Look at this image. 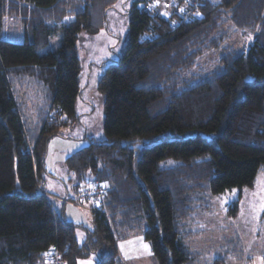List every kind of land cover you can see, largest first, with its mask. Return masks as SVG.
I'll return each mask as SVG.
<instances>
[{"label":"trees","instance_id":"1","mask_svg":"<svg viewBox=\"0 0 264 264\" xmlns=\"http://www.w3.org/2000/svg\"><path fill=\"white\" fill-rule=\"evenodd\" d=\"M117 1L0 0V264H50L53 246L66 264H123L104 216L84 246L65 216L92 183L115 228L146 222L157 264H192L182 224L194 198L251 189L264 167V0H201L187 19L189 2L132 0L127 42L97 86L105 139L85 133L64 161L72 187L46 194L50 141L82 124L79 39L107 27ZM232 28L253 42L235 48ZM209 53L211 69L193 71Z\"/></svg>","mask_w":264,"mask_h":264},{"label":"rangeland","instance_id":"2","mask_svg":"<svg viewBox=\"0 0 264 264\" xmlns=\"http://www.w3.org/2000/svg\"><path fill=\"white\" fill-rule=\"evenodd\" d=\"M131 5L132 0H118L108 11L107 27L96 35H83L79 39L82 48L81 87L83 100L86 101L78 105L82 124L65 130L64 137L52 139L46 159V168L54 175L50 180L51 188L53 193L61 194L59 196L66 194L64 185H71V176H67L64 161L69 155L89 145L85 133L90 139H105L104 98L97 86L107 64L118 60L127 42V13ZM230 36V44L235 48L238 46L240 49L253 42L252 35L245 36L242 31L233 28ZM216 57V54H206L193 71L197 73L211 69ZM68 191L70 197L74 195L71 189ZM194 200L198 203L192 206L190 217L182 224L186 233L191 235L188 244L193 252L194 264H264V167L260 169L255 186L251 189H234L221 196H212L207 191L204 195H197ZM236 206L237 215L230 217V211ZM80 209L66 205L65 215L77 226L76 240L80 246H84L89 231H93L94 227L92 215ZM112 223L110 228L115 235L119 255L125 262L123 264H157L151 244L143 236L146 222L133 229L125 227L123 230L115 228ZM77 264H99V257L90 254L78 259Z\"/></svg>","mask_w":264,"mask_h":264},{"label":"built area","instance_id":"3","mask_svg":"<svg viewBox=\"0 0 264 264\" xmlns=\"http://www.w3.org/2000/svg\"><path fill=\"white\" fill-rule=\"evenodd\" d=\"M201 0H192L191 6L192 10L187 11L185 18H190L192 11L195 12L198 10ZM89 196V197H88ZM106 197V187L100 184L92 183L85 186H81L78 189V198L77 201H73L77 204L78 207L86 209L91 213L98 212L104 218H108L107 210L104 206V199ZM63 200L62 202H70L71 200ZM89 201V202H88ZM48 261L50 264H66L62 259L59 249L55 246L49 250Z\"/></svg>","mask_w":264,"mask_h":264},{"label":"crops","instance_id":"4","mask_svg":"<svg viewBox=\"0 0 264 264\" xmlns=\"http://www.w3.org/2000/svg\"><path fill=\"white\" fill-rule=\"evenodd\" d=\"M47 170H48V172H49V169L47 168ZM49 174L51 175L52 173H50L49 172ZM53 175V174H52ZM54 176V175H53ZM59 178H57V180H58ZM50 180H51V176L50 177H48V179L46 180V182H45V186H44V190H45V192H46V194L47 195H53V196H56V197H64V195L63 196H59V195H61V194H56V193H53V190H52V186H51V183H50ZM61 191H63V189H61ZM64 191H65V193L67 192L66 190H65V188H64ZM59 192V191H58ZM73 192V191H72ZM66 195V194H65ZM78 208V207H77ZM81 210V209H80ZM84 210V209H83ZM85 211H87V210H85ZM88 212V211H87ZM89 213V212H88ZM66 216V215H65ZM67 218V217H66ZM69 221V220H68ZM89 232H91V231H89ZM121 260H122V258H121ZM123 261V260H122ZM124 262V261H123ZM125 263V262H124Z\"/></svg>","mask_w":264,"mask_h":264},{"label":"clouds","instance_id":"5","mask_svg":"<svg viewBox=\"0 0 264 264\" xmlns=\"http://www.w3.org/2000/svg\"><path fill=\"white\" fill-rule=\"evenodd\" d=\"M191 1L192 0H186V2L185 3H187V2H189L190 3V5H191ZM184 3V6H186V4ZM200 5V4H199ZM197 11H195V13H196ZM192 13H193V11H192ZM184 18H185V14H184ZM84 210H86V209H84ZM88 211V210H87ZM91 215L93 214V213H91L90 211H88ZM106 219V218H105ZM107 220V224H108V226H109V228L111 227V221H110V216H109V214H108V218L106 219ZM110 230H111V228H110Z\"/></svg>","mask_w":264,"mask_h":264}]
</instances>
